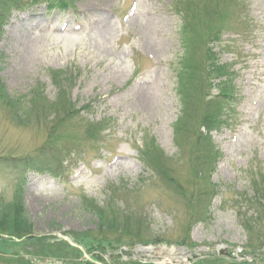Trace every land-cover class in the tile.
Instances as JSON below:
<instances>
[{
  "label": "rangeland",
  "instance_id": "1",
  "mask_svg": "<svg viewBox=\"0 0 264 264\" xmlns=\"http://www.w3.org/2000/svg\"><path fill=\"white\" fill-rule=\"evenodd\" d=\"M97 1L104 7L101 18H105V23L90 16V11L84 9L89 7L85 0H73L72 9L57 13H45L44 6L14 13L0 40V79L8 95L29 96L40 85L46 98L53 102L57 90L49 71L79 68L82 75L70 85L71 100L78 107L93 102L85 116L87 120H113L104 138V150L92 143L81 147L80 138L75 137L74 148L80 154L69 158L65 173L69 181L33 174L27 177L24 205L33 236L48 237L45 245L58 244L54 238L74 242V238H86L87 234L96 239L98 220L83 210L86 205L81 204L80 197L94 199L102 206L108 198V188L113 192L128 186L104 204L113 208L105 214L119 220L130 215L140 223L141 217H146L152 234L146 232V236H141L142 242L153 241L155 236L163 242L147 246L152 250L150 256L142 252L143 247L133 248L128 253L131 259L184 264L179 258L159 252L178 250L182 240L188 246L181 249L188 251L190 257L195 256L192 263L211 255H240L248 245V236L238 226L237 208L233 206L242 202L240 195L247 192L253 176L264 174V0H241L246 6L241 18L247 28L244 24L235 36L225 35L223 49L219 46L224 51L219 54L220 62L230 66L236 108L230 113L229 126L213 134V141L210 140L222 154L211 179L220 185L221 194L214 201L212 220L197 226H193L196 211L191 200L195 191L206 185L192 172V142H184L180 152L173 142L174 128L181 116L176 71L182 54V19L172 9L176 0ZM132 4H136L134 15L123 20L131 12ZM77 25L84 27L75 30ZM200 47L199 63L204 59ZM201 88L202 98L199 91L187 109L188 115L195 116L191 121L193 138L194 133L201 131L199 122L207 107L202 105V99L206 103L217 94L211 87ZM140 94H147V101ZM50 126L51 122L40 113L27 126H18L0 100V156L34 155L46 145ZM63 129L79 132L82 123L74 120ZM146 135L152 136L167 156L170 179L163 180L152 171H145L140 147ZM49 146L55 148L53 143ZM113 158L118 159L115 164H111ZM3 165L0 162V167ZM16 178L17 173L11 170L0 175V200L11 199ZM65 233L73 237L64 236ZM188 234L190 239L186 240ZM80 247L78 262L83 264L86 251ZM26 249L36 251V247ZM24 256L21 251L12 261L1 258L0 264H30ZM128 259L123 256L120 262L124 264ZM106 264L116 263L107 258Z\"/></svg>",
  "mask_w": 264,
  "mask_h": 264
},
{
  "label": "trees",
  "instance_id": "2",
  "mask_svg": "<svg viewBox=\"0 0 264 264\" xmlns=\"http://www.w3.org/2000/svg\"><path fill=\"white\" fill-rule=\"evenodd\" d=\"M188 10V7H186ZM211 55V52H208ZM210 60V59H208ZM187 70H189L190 79L196 81V69L194 66L188 65ZM209 73L214 76L222 75V68L216 65L209 66ZM195 77V78H194ZM52 81L55 84L58 90V100L56 103H49L45 100L42 101V97H39L34 94V92L26 97H16L12 99L7 96L3 85L0 83V100L3 105L10 111L12 114L13 121L19 126H26L29 124L30 119L34 117L36 113H40L43 119H51V126L49 128V138H52L56 135L57 129L66 121L71 119L73 116L78 115V112L74 110L75 106H72L67 99V95L64 93V83L70 82V79L64 78L63 75L53 74ZM189 79V80H190ZM199 95V92L196 89H192L189 93L186 91L181 96L182 102V116L179 118L176 126L174 128L175 135V144L178 149L184 145V142L191 141L193 145L192 158H193V169L196 176L202 178V174L208 170L210 161H212V145L210 143L209 133L218 126V114L217 111H221L219 108V103L209 102L204 103L202 99V105H207L204 112L203 120L200 121L202 132L194 133V138L192 137L193 127H191V121L195 116H190L187 114V109L192 105V102ZM227 94H224L223 98L225 99ZM199 98V97H198ZM197 98V99H198ZM202 98V97H201ZM27 101V102H26ZM26 107H24L25 105ZM200 129V130H201ZM89 132V131H88ZM184 141L182 142V140ZM148 151V149H147ZM146 151V158L149 164H152V169H156L162 177H168V165L166 160L163 159L162 154L157 153L155 150ZM11 165L13 169H28L34 170L33 163L30 160L25 159L24 162H12ZM170 179V178H169ZM256 191V188H255ZM199 193V198L203 197V193ZM256 192H254L255 195ZM253 200L256 203H253ZM250 208H248V213L251 211L252 204L261 205L264 204V198L261 196H252L248 200ZM261 203V204H260ZM82 204H85L86 207H82L88 213H92L98 220L97 228L95 233L97 238L93 239L90 234L86 235V238L82 236L80 239L74 238V242L77 245L82 246L86 253H91L92 251H101L104 252L108 249H112L114 246H120L123 244L132 245L136 242H142L144 235L146 236V226L143 221L137 222L130 215L123 216L122 220L114 218L112 215L108 216L105 212L111 211V208H99L93 201L83 200ZM95 205V206H94ZM264 206V205H263ZM113 209V208H112ZM253 209V208H252ZM259 209V208H258ZM264 207L259 210L262 211ZM257 218H262L264 222V216L261 212ZM241 219V226L247 231L251 232L254 235L261 233L260 224H257V219ZM247 220V221H246ZM249 220L251 221L249 223ZM261 221V220H260ZM32 224L29 221V218L25 212L23 205V196L21 188H19L13 194L12 199L7 201H0V259L7 258L8 261H12L14 256H17L25 247H32L36 251L33 252V255L36 257L42 258H51L58 261L65 262L67 264H80L78 260L80 259V251L70 247L65 242H58V244L50 243L45 245V239L42 238H32L29 235L32 234ZM141 231V232H140ZM264 231V229H263ZM111 232H114L118 236H113ZM142 233V234H140ZM73 237V235L70 234ZM24 237H27L25 241H22ZM146 240V239H145ZM148 243L149 240H146ZM153 243H160L158 237ZM32 250V249H31ZM54 250H60L55 252ZM32 254V252H30ZM84 264V263H83Z\"/></svg>",
  "mask_w": 264,
  "mask_h": 264
},
{
  "label": "bare ground",
  "instance_id": "3",
  "mask_svg": "<svg viewBox=\"0 0 264 264\" xmlns=\"http://www.w3.org/2000/svg\"><path fill=\"white\" fill-rule=\"evenodd\" d=\"M85 1H86L85 5H88L89 7H86V8L84 7V9L90 11V13H91L90 16L95 15L96 20H102L101 22L105 23L106 22L105 18L104 19L101 18V16L103 15V10H104L103 8L104 7L99 6L100 4H102V2L101 1L95 2L96 0H85ZM107 23H108V21H107ZM140 96H141V99L143 101H147V98H148L147 94L146 95L140 94ZM147 252L150 253V251H147ZM159 252L170 255V256H172V258H179L182 262L187 260V258H188V253L184 250H181V249H179V250L160 249Z\"/></svg>",
  "mask_w": 264,
  "mask_h": 264
}]
</instances>
